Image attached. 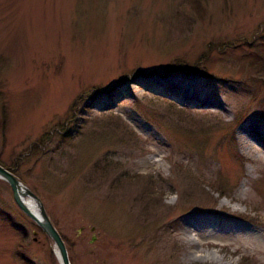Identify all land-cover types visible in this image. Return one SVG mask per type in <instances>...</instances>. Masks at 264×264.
<instances>
[{
    "label": "rangeland",
    "instance_id": "obj_1",
    "mask_svg": "<svg viewBox=\"0 0 264 264\" xmlns=\"http://www.w3.org/2000/svg\"><path fill=\"white\" fill-rule=\"evenodd\" d=\"M246 121L264 134V0H0V165L72 264H264ZM0 264H60L1 179Z\"/></svg>",
    "mask_w": 264,
    "mask_h": 264
},
{
    "label": "water",
    "instance_id": "obj_2",
    "mask_svg": "<svg viewBox=\"0 0 264 264\" xmlns=\"http://www.w3.org/2000/svg\"><path fill=\"white\" fill-rule=\"evenodd\" d=\"M0 179L6 181L9 184L13 192L14 202L22 211V213L35 222L39 228L54 242L60 264H72L66 243L52 223L40 198L30 189L25 187L11 171L2 165H0ZM28 198V201L38 206L37 214L27 203L26 199ZM34 235L36 236L37 233L35 232ZM35 240L37 239L35 238Z\"/></svg>",
    "mask_w": 264,
    "mask_h": 264
},
{
    "label": "bare ground",
    "instance_id": "obj_3",
    "mask_svg": "<svg viewBox=\"0 0 264 264\" xmlns=\"http://www.w3.org/2000/svg\"><path fill=\"white\" fill-rule=\"evenodd\" d=\"M170 88H167V92H169L172 96H175L177 97L178 99H182L184 100L185 102H195V103H202L203 106H207V105H211L212 107H220L219 104H216V103H211V102H207V101H202V100H198V99H194V97L191 95V94H188V93H183L180 91V88L177 86L176 82H171L169 84ZM244 132L248 135V139L244 142L251 150L255 148V145L252 143V141H256L258 143H260L263 147H264V134L259 132L258 129L254 126V121L252 123L250 122H245L244 123ZM255 152L258 154L257 158L260 159V158H264V154L261 153V151L257 148H255ZM148 164H154L155 161L153 159H149L147 161ZM146 163V164H147ZM28 199H26L27 203L30 205L31 209L36 212L37 214V210H38V206H36L34 203L28 201ZM194 224L190 223V221H188L186 223V229L184 231V238L186 240V242H189L192 244L193 242V239L190 238V233H191V228L190 227H193ZM201 245V243H198ZM206 245H211V246H214L215 244L217 243H214L213 241H207L205 242ZM195 254V253H194ZM194 254L192 253L190 256H194ZM216 255H214L215 257ZM206 258V257H205ZM218 260V259H217Z\"/></svg>",
    "mask_w": 264,
    "mask_h": 264
}]
</instances>
